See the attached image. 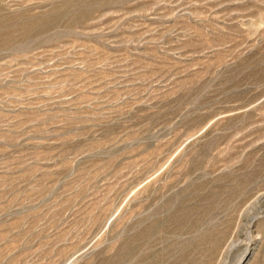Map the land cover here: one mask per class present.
Segmentation results:
<instances>
[{"label":"rangeland","instance_id":"1","mask_svg":"<svg viewBox=\"0 0 264 264\" xmlns=\"http://www.w3.org/2000/svg\"><path fill=\"white\" fill-rule=\"evenodd\" d=\"M0 264H264V0H0Z\"/></svg>","mask_w":264,"mask_h":264}]
</instances>
